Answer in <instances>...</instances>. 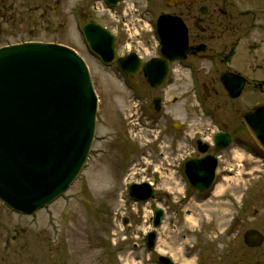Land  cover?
<instances>
[{
	"label": "rangeland",
	"instance_id": "obj_1",
	"mask_svg": "<svg viewBox=\"0 0 264 264\" xmlns=\"http://www.w3.org/2000/svg\"><path fill=\"white\" fill-rule=\"evenodd\" d=\"M161 1L153 0L154 15L163 8L170 11L158 8ZM145 4L122 0L108 10L102 0H0V47L31 39L73 49L89 69L98 100L91 150L66 193L31 216H19L0 203V264H158L159 256L174 264H264V241L257 249L243 241L248 230L264 237V153L238 118L264 101V86L262 92L252 89V82L264 83V0H186L191 39L203 41L208 55L215 56L202 64L215 82L206 84L208 100L202 87L194 89L187 81L166 86L160 91L164 118L142 113L140 88L127 86L115 69L104 68L81 37L83 12L115 36L117 56L129 51L153 56L154 22L137 13ZM217 18L224 28L214 25ZM222 72L251 81L238 99L223 89ZM173 124L186 130L177 132ZM222 124L232 143L219 160L222 170L232 171H221L207 194L172 172L153 181L159 174L155 170H162L158 165L173 169L184 155L183 142L173 138L185 133L212 138ZM143 182L153 185L155 198L135 202L129 187ZM219 186L221 196L215 192ZM156 208L163 209L164 217L154 231ZM150 232L156 233L152 252L144 242Z\"/></svg>",
	"mask_w": 264,
	"mask_h": 264
},
{
	"label": "water",
	"instance_id": "obj_2",
	"mask_svg": "<svg viewBox=\"0 0 264 264\" xmlns=\"http://www.w3.org/2000/svg\"><path fill=\"white\" fill-rule=\"evenodd\" d=\"M120 0H104L114 7ZM157 34L161 53L170 62L205 51L204 46L188 48L186 30L178 19H159ZM88 48L102 62L115 60L114 40L101 26L88 22L83 26ZM134 57V59H133ZM130 55L118 61L123 73L134 76L139 61ZM145 76L152 87H159L167 73L165 62L153 60L145 65ZM158 73L160 75H158ZM221 82L231 98H237L243 79L223 75ZM158 105V99L153 101ZM151 106L154 112H157ZM97 99L86 65L67 47L48 43H23L0 48V201L10 210L31 215L59 198L82 169L94 137ZM248 133L264 152V103L250 112H241ZM230 137L215 136L221 150L229 146ZM205 151V149L201 150ZM215 157H205L187 163L189 183L200 192L213 184V175L205 180L200 174L189 173L191 164L206 165ZM130 195L136 201L147 202L154 197L150 184L133 185ZM163 212L156 209L153 228H158ZM263 236L250 230L244 234L249 248L263 244ZM152 251L155 233L145 237ZM161 264H173L160 257Z\"/></svg>",
	"mask_w": 264,
	"mask_h": 264
},
{
	"label": "flooded vegetation",
	"instance_id": "obj_3",
	"mask_svg": "<svg viewBox=\"0 0 264 264\" xmlns=\"http://www.w3.org/2000/svg\"><path fill=\"white\" fill-rule=\"evenodd\" d=\"M170 0H162L160 2V4H158V8L161 7H168V9H170V11H167L163 8V11H161L160 13L154 15L156 12H153L152 9L150 10V8H152L153 6V0H145L146 4L144 5V7L139 8L137 10H141V11H137V13H139V15H143L145 16L146 19H149L148 22H155L157 21L158 17L160 15L163 14H172V15H178L181 17V19L183 20L184 24L187 27V36H188V41H189V45L194 46V45H200V44H204L203 41L201 40H197V41H193L191 38V34H190V26L187 24L185 18H188V16L190 14L187 15V13L190 10V7L186 4V0H180L181 3H177V2H169ZM181 8L177 13L175 14V8ZM217 21H214V25H220L222 28H224V21L219 20V18L216 19ZM201 23V22H200ZM200 27L206 29L208 27V25L206 24H200ZM211 27V26H209ZM153 42L155 43V49H154V54L153 56H147V53H141L140 51H129L128 53L122 55V56H118V58L120 57H125L127 54L129 53H135L138 58L141 60V64L139 66V73L134 77V78H130L127 77L125 75H120L122 76V79L124 80L125 84L128 86H136L139 87L140 89V97L139 100L141 102L140 104V109L142 113H145L146 111L151 112L150 110V104L152 102V100L154 98H159V102H160V108L157 114H155V117L161 116L164 118L163 116V108H164V102H163V95L160 94V91L163 90L166 86L175 83L179 85V82H183L185 83V81L189 82V84L195 88H199L202 87L203 89V93H204V100H208L209 98V90L206 88V84L207 82H215V78L214 77H209L208 74H206L207 72H205L204 67L202 66V64H205L207 62H213V60H215V56L214 54L212 55H208V49L206 46V51L204 53H198L196 55L193 56H188L186 59L182 60V61H177L174 63H169V68H168V73L166 75L164 84L161 88L159 89H153L150 87L149 83L146 81V79L144 78V65L145 63H147L148 61L152 60V59H160L161 58V54H160V46L157 40V37L155 35V33H153ZM150 40L146 41V44L149 46L150 44ZM118 47V44L116 42L115 39V49ZM142 49V48H141ZM143 50V49H142ZM117 51V50H116ZM96 60L98 62L99 59L96 58ZM105 68H109V69H115V72L119 73V70L117 69V63L114 62L109 66H104ZM223 73V72H222ZM221 73V74H222ZM220 77V75H219ZM245 78V77H244ZM137 80V81H136ZM248 83H251V81H248L245 78V86H248ZM244 86V88H245ZM252 89L255 90L256 86L261 90L262 92V88L264 86V83H260V84H253L252 82ZM243 88V89H244ZM145 91L146 94H143V92ZM260 92V91H259ZM260 92V93H261ZM143 95H142V94ZM188 93H191V90L189 89ZM149 95L151 96L150 98V102H149ZM248 111V110H247ZM174 127V126H173ZM177 132H182L185 131L186 128L180 124L178 125V129H175ZM207 130L209 131V128H207ZM198 134H200L201 132H197ZM203 134H207L206 132H202ZM201 133V134H202ZM202 134V135H203ZM231 136V135H230ZM214 137L215 134L213 135L212 138H205L204 137H191L189 134H186L184 136L181 137H176L175 139L173 138V142L179 143V142H183V146H184V155L180 158V160H178L176 163L172 164L173 169L170 168H166V167H161V165H158L159 168H162V170H155L154 173H159V174H154L153 175V181H159L164 175L168 174V173H174V177L176 176V178H184V169H185V165L188 161L191 160H198L200 158H202L204 155H211V156H216L218 158L221 157V153L215 146H214ZM232 139V136H231ZM206 148V152L205 154H202L200 151L202 149ZM176 149V148H174ZM176 155V154H174ZM166 166H171L170 163H166ZM176 167L178 169H176ZM210 167H207V169L203 170L205 173H208ZM217 168V169H216ZM215 168V183L218 180V177L220 176L221 171H227V173H230L232 170L228 169L226 170L225 168H223V170L221 169V161H219L217 167ZM195 172H198V170L194 169ZM207 176V175H205ZM206 193V192H205ZM205 193H200V194H205ZM207 194V193H206ZM209 194H211L209 192ZM203 202L208 200V195L204 196L202 198Z\"/></svg>",
	"mask_w": 264,
	"mask_h": 264
},
{
	"label": "bare ground",
	"instance_id": "obj_4",
	"mask_svg": "<svg viewBox=\"0 0 264 264\" xmlns=\"http://www.w3.org/2000/svg\"><path fill=\"white\" fill-rule=\"evenodd\" d=\"M215 192H216V195L217 196H221V194H222V192H223V189H222V187H216L215 188ZM191 219V218H190ZM153 227V226H152Z\"/></svg>",
	"mask_w": 264,
	"mask_h": 264
},
{
	"label": "trees",
	"instance_id": "obj_5",
	"mask_svg": "<svg viewBox=\"0 0 264 264\" xmlns=\"http://www.w3.org/2000/svg\"><path fill=\"white\" fill-rule=\"evenodd\" d=\"M24 41H37V40H31V39H30V40H24Z\"/></svg>",
	"mask_w": 264,
	"mask_h": 264
}]
</instances>
